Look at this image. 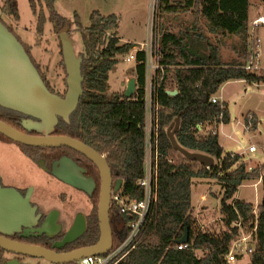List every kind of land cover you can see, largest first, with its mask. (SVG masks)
Here are the masks:
<instances>
[{"label":"trees","instance_id":"trees-1","mask_svg":"<svg viewBox=\"0 0 264 264\" xmlns=\"http://www.w3.org/2000/svg\"><path fill=\"white\" fill-rule=\"evenodd\" d=\"M28 1L32 13L37 17L36 29L42 33L44 15L42 11L37 12L36 0ZM44 1L49 12V22L55 31L63 26L64 18L54 11L53 0ZM193 2L200 8L205 29L195 28L173 34L166 32L162 23L159 24L157 61L165 70L158 96L160 157L157 200L136 247L118 264H235L228 262L225 257L232 244L253 228L254 250L248 256L247 264H264V177L259 181V173L264 170V166L255 167L249 173L243 156L224 153L217 130L220 125L229 123V111L225 103H211V99L217 98L221 87L227 82L264 84V71L251 72L244 68L250 54L247 33L249 0H189V3ZM178 10H182V5L175 0H160V21L161 14L175 13ZM1 12L14 22L19 20L16 0H4ZM0 21L14 34L12 28L1 18ZM75 22L82 44L79 56L82 57L83 95L69 122L59 119L53 135L71 137L103 155L117 179L127 181L140 178L144 152L143 131L140 127L144 120V52L137 51L133 61L134 94L126 98L124 92H109L108 73L115 66L118 57L127 55L135 45L122 43L118 39V19L114 15L101 16L93 13L85 28L80 25L78 17ZM206 32L218 36H239L240 43L236 49L238 57L230 63L224 62L220 56L218 41H209ZM20 43L49 91L54 92L30 57L29 46ZM61 65L63 66L62 60ZM174 90L176 95L167 94V91ZM251 115L253 120L250 131L253 132L257 127V120L254 114ZM23 117L25 116L18 112L0 106V121L27 134L20 126ZM176 118L179 119L178 129L174 133L177 144L190 152L211 157L214 162L209 169L186 160L171 146L166 130L174 124ZM0 140L13 143L2 135ZM15 145L25 153L37 156H79L89 166L97 183L99 182L97 168L73 150ZM195 179L215 180L220 187L219 214L222 230L219 232L202 230L192 215L191 187ZM258 181L263 196L255 217L252 214V204L234 200L233 196L243 183ZM92 204L85 234L74 248L92 246L99 238L98 190ZM128 221L126 216L110 212L113 247L126 235ZM238 223L240 227L237 226ZM185 229L188 238L184 244L186 248L178 250L176 242L183 236ZM238 260L239 258L236 261Z\"/></svg>","mask_w":264,"mask_h":264},{"label":"rangeland","instance_id":"rangeland-1","mask_svg":"<svg viewBox=\"0 0 264 264\" xmlns=\"http://www.w3.org/2000/svg\"><path fill=\"white\" fill-rule=\"evenodd\" d=\"M4 0H0V18L12 28L20 42L29 46L30 57L38 65L42 75L48 81L54 93L63 95L66 91V74L61 65V47L58 31L53 30L49 22V12L44 0H36L37 12L42 11L45 22L43 31H37V17L32 13L28 0H16L19 20L14 22L10 17L2 14L1 7ZM248 38H257L258 69L264 71V25L255 29L251 36L250 20L252 17L264 14L262 0H249ZM54 11L64 18L62 27L67 28V34L73 43L77 56L82 52L76 17L82 27H88L93 13L101 16L114 15L118 19L117 37L122 43L135 45L127 55L135 53L138 46L145 44L148 37V9L149 0H53ZM161 21H159V24ZM157 28V37H158ZM239 36H218L209 41L220 46V56L226 63L238 57L236 49L240 43ZM219 39V40H218ZM249 42V41H248ZM251 46L248 43V52ZM118 57L115 66L108 73L109 92H124L128 81L132 78V69L135 62H125L127 56ZM221 103H225L230 121L221 125L217 132L219 143L225 153H236L243 156L248 166H264V84H249L244 81L225 83L218 93ZM254 114L257 120L255 131L244 129L245 115ZM250 145L256 151L249 153ZM19 147L14 143L0 140V175L5 183L15 187L34 186L40 204L52 205L55 209L87 216L90 204L84 194L77 190H70L54 178L44 175L30 165V162L20 154ZM35 172V173H34ZM26 173H33L27 176ZM31 177V178H30ZM202 196L203 199L201 198ZM263 190L260 182H245L238 187L233 196L234 200L244 201L254 207L261 203ZM220 187L211 179H195L191 187L192 215L196 218L202 230L219 232L222 230L219 214ZM248 256L242 254L235 264H247ZM23 264H51L43 259L25 258Z\"/></svg>","mask_w":264,"mask_h":264},{"label":"water","instance_id":"water-1","mask_svg":"<svg viewBox=\"0 0 264 264\" xmlns=\"http://www.w3.org/2000/svg\"><path fill=\"white\" fill-rule=\"evenodd\" d=\"M60 41L62 64L65 68L66 91L60 97L49 91L42 80L38 70L33 65L23 45L13 33L0 21V106L28 117L22 120L21 127L28 134L0 121V135L15 144L33 148H68L88 159L98 170L100 177V190L97 204V223L99 238L97 242L88 247L79 248L67 253H56L42 247L26 245L0 236V249L22 256L43 259L51 264H71L86 257H97L108 253L112 246V229L110 225V195L112 189V176L107 161L103 155L85 145L84 143L68 136L53 135L59 119L69 122L70 116L76 110L79 99L83 95L81 75L82 57L77 56L73 49V43L67 34V28L61 27L58 31ZM135 91V79L131 78L124 91V96L130 98ZM170 96L176 95V91H167ZM179 119L167 130V137L171 146L186 160L197 162L204 167L213 165V159L207 155L190 152L180 147L174 137L178 129ZM34 131L37 135H32ZM57 165H59L57 167ZM51 175L66 185L90 194L94 189V181L83 176V170L77 167L71 160L62 158L55 163ZM121 179L114 182L113 190L118 191ZM2 199L8 204H13L14 199L20 200L19 194L13 190L3 191ZM5 203V201H4ZM16 203V202H15ZM18 208V207H17ZM3 211L0 220H15L24 213V208L12 211L13 216L7 218ZM83 230L74 225L66 234L63 243L75 240ZM187 231L176 244L187 243Z\"/></svg>","mask_w":264,"mask_h":264},{"label":"built area","instance_id":"built-area-1","mask_svg":"<svg viewBox=\"0 0 264 264\" xmlns=\"http://www.w3.org/2000/svg\"><path fill=\"white\" fill-rule=\"evenodd\" d=\"M160 0H149L148 9V37L145 44L138 46L137 51L144 52L145 66V85H144V120L140 126L143 131V167L142 175L137 179L122 180L118 191L112 190L110 195V212L114 211L119 215L128 218L127 233L115 247L102 256L86 257L74 264H118L131 251L134 250L139 242L144 225L149 213L157 200V179H158V161L159 152V89L162 81L165 67L158 63L157 47V28L160 21ZM251 36H254L255 29L264 25V14L258 15L250 21ZM258 43L257 38H250L252 50L249 59L245 65L247 71H259L258 69ZM136 51V52H137ZM135 52V53H136ZM135 53L127 55L123 60L125 62L135 61ZM221 103L216 97L211 99V103ZM252 115H245L244 129L250 131L252 127ZM221 126V125H220ZM219 126V127H220ZM213 134L215 132H212ZM249 153L256 151L254 145H250ZM209 169V167H205ZM255 167L248 166L247 171L253 172ZM264 177V170L259 173V181ZM258 181V182H259ZM257 206L254 207L252 214L256 217ZM240 227V224H237ZM255 228L248 234H243L231 246V249L225 259L234 263L242 254L249 256L253 253V235ZM186 248L184 244H178L177 249Z\"/></svg>","mask_w":264,"mask_h":264},{"label":"flooded vegetation","instance_id":"flooded-vegetation-1","mask_svg":"<svg viewBox=\"0 0 264 264\" xmlns=\"http://www.w3.org/2000/svg\"><path fill=\"white\" fill-rule=\"evenodd\" d=\"M54 94L63 97L65 93L63 94V96H61V94L59 93ZM26 119H28V117H23L20 120V123L22 120ZM31 133L32 135H37L34 131H32ZM19 150L21 152L20 154L27 158V160L30 162V165L34 166L36 170L40 171L44 175L54 178L56 181L61 183L63 186L69 188L70 190L76 189L66 185L65 183L57 180L54 176H52V167L55 163H58L62 158H67L71 160L77 167L81 168L83 170V176L86 178H90L94 181V189L91 191L90 194L80 191L86 196L90 204L91 212L93 207L92 200L95 197L97 190L99 198L100 177H98L99 182L97 183L95 176L90 173L89 166L83 161V159H81V157L73 154H63L59 155L56 158H51L48 155L44 156L40 154L39 156H37L34 154L25 153L20 148ZM58 166L59 165H57V167ZM26 174L27 176L33 175V173ZM111 176L112 183L114 184L117 178L113 176L112 172ZM113 184L111 193L114 186ZM10 189L15 190L19 194V202L18 200H15V198H12V196H9V198L12 200L14 199L16 203L14 202L13 204H8L6 200L2 199V192ZM21 205L24 208V213L20 214V217L17 216L19 220H13V218L12 220H7L6 218L0 220V236L26 245L38 246L47 250H52L56 253H67L79 248H84L81 246L78 248L74 247L79 243V239L85 234L87 225L89 223L90 212L87 216L84 217L69 211L61 212L49 204L42 205L40 204L39 198L36 196V189L34 186L28 185L20 188L15 187L10 185L9 183L6 184L5 178L3 180L2 175H0V213H2L3 211H8L6 217L11 218L14 214L12 213V211L15 209H21ZM74 225H77L78 228L83 226L82 233L75 240L62 244L66 234L72 229V227H74ZM25 258L32 257L16 255L0 249V264H23L25 262Z\"/></svg>","mask_w":264,"mask_h":264},{"label":"crops","instance_id":"crops-1","mask_svg":"<svg viewBox=\"0 0 264 264\" xmlns=\"http://www.w3.org/2000/svg\"><path fill=\"white\" fill-rule=\"evenodd\" d=\"M175 2L180 3L182 5V10H178L175 13L173 12V13L161 14V23L163 25V29L166 32L176 34V33L182 32V31L183 32L190 31V30H193L195 28L205 29V24H204L205 22L201 18V15L199 12L200 8L198 7V5H196L194 2L189 3V0H175ZM248 11H249V9H248ZM255 17H252V19ZM248 20H249V12H248ZM205 35L208 38L213 37L216 40L218 38V35L213 34V33L206 32ZM217 98L219 99L218 96H217ZM203 197L204 196H202L201 198L203 199Z\"/></svg>","mask_w":264,"mask_h":264}]
</instances>
